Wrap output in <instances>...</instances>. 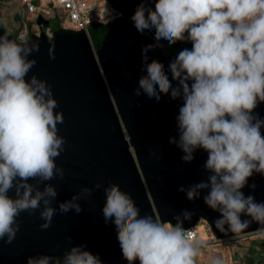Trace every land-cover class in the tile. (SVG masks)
Returning <instances> with one entry per match:
<instances>
[{
	"label": "clouds",
	"instance_id": "clouds-1",
	"mask_svg": "<svg viewBox=\"0 0 264 264\" xmlns=\"http://www.w3.org/2000/svg\"><path fill=\"white\" fill-rule=\"evenodd\" d=\"M131 21L141 34L154 30L157 42L141 50L146 75L133 94L157 102L162 95L182 99L176 116L178 139L170 138L169 143L182 151L185 163L192 162L199 149L207 153V180L181 186L178 192L189 201L206 193L204 204L220 214L214 221L220 232L239 234L253 221L264 225V201L242 192L246 186L255 191L256 184H248L254 174L264 177V118L255 111L264 103V0H141ZM8 36H0V241L11 244L22 213L39 211L44 221L40 229L47 230L58 213L79 214V202L102 185L83 187L58 208L52 206L58 192L46 182L65 178L56 164L66 144L57 127L64 122L63 114L54 111L59 105L46 81L35 75L25 79L36 64L28 57L39 51V44H18ZM161 40L169 47L191 44L170 60L171 80L161 62H148L147 53L162 47ZM49 56L55 59L52 49ZM13 190L14 198L9 196ZM103 191V218L115 225L127 264H195L201 244L183 228L192 213L174 217L173 225L141 216L131 195L118 184L110 183ZM242 214L251 221H242ZM256 232L264 235V227ZM67 239L71 243L72 238ZM85 248L71 247L62 258H29L27 264H102ZM211 264L222 260L214 258Z\"/></svg>",
	"mask_w": 264,
	"mask_h": 264
},
{
	"label": "water",
	"instance_id": "water-1",
	"mask_svg": "<svg viewBox=\"0 0 264 264\" xmlns=\"http://www.w3.org/2000/svg\"><path fill=\"white\" fill-rule=\"evenodd\" d=\"M106 1L120 16L106 24L93 23L87 33L60 30L52 40L43 32L29 33L25 42H18L0 25V36L7 33L8 39L18 44H39V51L28 57L36 64L25 79L35 75L46 81L59 105L54 111L63 114L64 122L57 127L66 144L56 164L63 168L65 178L46 182L58 192L52 206L58 208L83 187L102 185L79 202L82 208L79 214L58 213L47 230L40 229L44 221L39 211L33 215L22 213L17 218L20 230L15 240L11 244L0 241V264H27L29 258L44 255L62 258L71 247L80 245H86L84 250L98 255L102 264H127L115 225L106 224L102 214L106 200L103 189L110 183L118 184L131 195L141 216L151 215L175 225L174 217L188 211L193 215L183 223V228H192L202 219L217 240L264 227L253 221L239 234L220 232L214 223L220 214L204 204L206 193L189 201L184 193L178 192L181 186L187 188L207 180L209 174L204 170L207 153L199 149L193 161L185 163L182 151L169 143L170 138L178 139L176 116L182 99L172 100L170 95H162L157 102L143 93L138 97L133 94L139 78L146 75L141 70V50L153 44L149 38L154 39V30L141 34L131 21L141 0ZM36 23L44 27L49 24L41 17ZM160 42L168 44L165 40ZM172 47L178 54L185 47L190 49L191 44L178 42ZM49 49L55 59L50 58ZM147 55L149 63L155 59L164 65L171 80L167 69L175 56L168 59L157 47ZM255 111L264 118V103ZM253 183L255 191L246 186L242 192L245 196H255L258 202L264 201V177L254 174L248 181L249 185ZM9 196L14 198V190ZM241 220L251 221V218L242 214ZM67 237L72 238L71 243Z\"/></svg>",
	"mask_w": 264,
	"mask_h": 264
},
{
	"label": "built area",
	"instance_id": "built-area-1",
	"mask_svg": "<svg viewBox=\"0 0 264 264\" xmlns=\"http://www.w3.org/2000/svg\"><path fill=\"white\" fill-rule=\"evenodd\" d=\"M111 13L117 15L111 16ZM118 16L120 14L106 0H0V24L18 42H25L29 33L39 35L40 32H43L48 40L53 39L54 32L48 26L44 27L36 23L38 17L48 22L56 20L60 30L87 33V28L93 23L106 24ZM185 230H191V240H198L202 232L205 240L200 241L201 246L207 242L217 241L209 225L202 219L194 227ZM236 237L242 238L245 242L241 243L237 240L240 244L237 249L239 258L245 256L258 241H264V235L256 231L230 238Z\"/></svg>",
	"mask_w": 264,
	"mask_h": 264
},
{
	"label": "rangeland",
	"instance_id": "rangeland-1",
	"mask_svg": "<svg viewBox=\"0 0 264 264\" xmlns=\"http://www.w3.org/2000/svg\"><path fill=\"white\" fill-rule=\"evenodd\" d=\"M113 15L115 16L117 14L111 13V16ZM48 27L54 32L53 36L55 35V32L60 31V29H58V23L56 20L49 21ZM149 39L154 45L157 43L154 39ZM159 43L162 45V47L157 48L163 53V55L169 54V45L163 42ZM237 240H239L241 243H245L242 238L238 239L237 237L205 243L203 246H201L200 255L195 258V264H211V260L214 258L221 259L222 264H264V241H258L252 249H249L245 256L239 258L237 255V249L240 244ZM200 241L201 237L199 236V242Z\"/></svg>",
	"mask_w": 264,
	"mask_h": 264
},
{
	"label": "trees",
	"instance_id": "trees-1",
	"mask_svg": "<svg viewBox=\"0 0 264 264\" xmlns=\"http://www.w3.org/2000/svg\"><path fill=\"white\" fill-rule=\"evenodd\" d=\"M59 32H55V35L58 34ZM55 35L53 37H55ZM177 55V51L171 46L170 47V53L167 55H164L165 57H167L168 59L173 58L174 56Z\"/></svg>",
	"mask_w": 264,
	"mask_h": 264
},
{
	"label": "bare ground",
	"instance_id": "bare-ground-1",
	"mask_svg": "<svg viewBox=\"0 0 264 264\" xmlns=\"http://www.w3.org/2000/svg\"><path fill=\"white\" fill-rule=\"evenodd\" d=\"M201 222V221H200ZM199 222V223H200ZM200 237H201V241H204L205 240V237H204V235H203V233L201 232V234L199 235ZM198 241H199V237H198Z\"/></svg>",
	"mask_w": 264,
	"mask_h": 264
}]
</instances>
